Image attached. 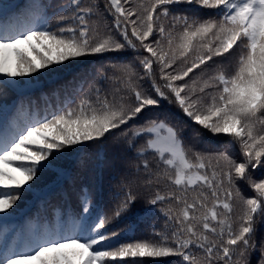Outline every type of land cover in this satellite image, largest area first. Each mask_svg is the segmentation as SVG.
<instances>
[{
  "label": "snow or ice",
  "instance_id": "obj_1",
  "mask_svg": "<svg viewBox=\"0 0 264 264\" xmlns=\"http://www.w3.org/2000/svg\"><path fill=\"white\" fill-rule=\"evenodd\" d=\"M178 4L215 10L201 17L173 12ZM25 11L0 23V95L31 89L36 76L65 62L131 51L102 63L83 92L76 87L50 110L22 103L0 122V222L60 155L106 142L131 153L118 169L109 213H96L86 188L26 225L0 233V264H250L264 222V0H28ZM191 74V75H190ZM17 78H27L18 80ZM163 102L194 126L228 139L207 152L186 143L183 129L143 113ZM115 130V131H114ZM194 139L203 134L193 128ZM143 141L138 143V141ZM238 146L242 159L228 151ZM59 175V173H58ZM246 184L254 193L248 196ZM143 200L159 213L148 237L127 239L108 226ZM264 264V241L260 244Z\"/></svg>",
  "mask_w": 264,
  "mask_h": 264
},
{
  "label": "trees",
  "instance_id": "obj_2",
  "mask_svg": "<svg viewBox=\"0 0 264 264\" xmlns=\"http://www.w3.org/2000/svg\"><path fill=\"white\" fill-rule=\"evenodd\" d=\"M183 5L184 4L174 5L175 6V10L177 12H183L182 11V6ZM11 18L12 17H9V19H11ZM106 55H108L107 59H106V61H108L110 59H113V60L131 59L133 54L131 53V51H129V52H125V53H108ZM95 56H98L101 59L104 58V54L103 55H95ZM86 64H87V62H85V63L82 62L81 64H79V65H81V66H78L79 72L83 73V70H84V67H85ZM70 67H73V64L70 65ZM57 68H58V70H60L59 72H63L64 69H67V67L63 68L62 70L59 67H57ZM47 75H48V72H45L44 74L39 75V76H36L34 74L35 80L39 82L37 84H42L43 81H44V78ZM86 92L87 91H84L82 93L84 94ZM66 94H70V93L69 92H65V91H59V92H57L55 94V96L58 97V98H62L63 99V97ZM75 95H73V96H75ZM165 103L167 104V102H165ZM168 107H171L174 111H176L175 107L170 106V105H168ZM170 112H171V109H166L163 113H160L161 114L160 117L162 116V118L168 119ZM153 115H154L153 112L151 114H150V112H145V113H143L141 115L140 121H137V123L142 122L145 118L153 116ZM182 119L179 120V121L173 119L172 122L180 123L182 121ZM194 127L197 128L204 135L203 142L202 143L198 142V144H197V147L199 149H201V150H204V151H207V152L219 151V150H221V145H223L225 143V141L228 139L227 137L223 136L222 134L213 136L207 130L202 129L199 126H194L192 124V122L188 121L187 118H186V119H184L183 124L180 127V128L183 129V135H184L186 143H191L190 140H191V137L194 135V132H193V128ZM85 151L90 154V156H91V158L93 159L94 162L97 161V159H96V145H90L87 149H85ZM228 151L230 152V154L234 155V157L237 158L238 160L242 159L238 146H233ZM103 155H111V158L108 160V166L110 168H105V169L100 168V169H98L97 170L98 178H107V177H110L112 175L117 174V170L118 169L122 170L124 161L126 159H128V157H130L132 154L131 153H125L122 148L113 147L112 144H106V147L104 149ZM75 156L78 159L77 155H75ZM252 175H253L254 178H257V179L264 178V168H259L257 170H253ZM241 188H242V190L244 191V193L246 195H248V196H253L254 195L253 191L246 184L242 183L241 184ZM142 202L145 203L143 200H142ZM140 204H142V203H140ZM257 227H258V230L256 232V237H255L256 241H257V247H256L255 251L250 253V257H249L250 264H260V260H261L260 244H261V241H264V222L259 223ZM168 258H171L175 262H177V259H178L176 257H168Z\"/></svg>",
  "mask_w": 264,
  "mask_h": 264
}]
</instances>
